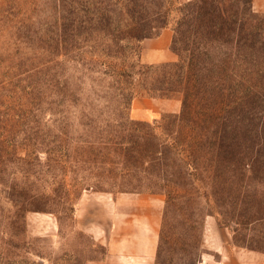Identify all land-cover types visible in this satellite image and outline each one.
I'll return each mask as SVG.
<instances>
[{
	"label": "rangeland",
	"instance_id": "obj_1",
	"mask_svg": "<svg viewBox=\"0 0 264 264\" xmlns=\"http://www.w3.org/2000/svg\"><path fill=\"white\" fill-rule=\"evenodd\" d=\"M164 1L0 0V133L10 144L0 151V264H139L119 261L121 238L135 230L126 221L158 212L160 242L166 196L149 191L167 188L175 228L186 218L203 223L201 250L189 259L178 247L172 263L164 252L160 264H200L221 249L264 254V218L235 232L214 214L233 206L227 203L239 186L219 174L214 140H204L220 124L174 73L176 52L172 60L147 54L150 41L152 49L173 50L172 27L154 29ZM251 4L264 14V0ZM149 29L151 37L136 39ZM141 85L172 96L141 94ZM251 109L245 124L255 136L264 130V101ZM229 110L236 125L239 109ZM257 142L235 159L242 169L263 158L254 172L263 180L264 143ZM192 152L197 161L186 166L182 158ZM204 184L214 193L212 207L197 196ZM258 209L264 214V202ZM157 258L158 249L154 264Z\"/></svg>",
	"mask_w": 264,
	"mask_h": 264
},
{
	"label": "trees",
	"instance_id": "obj_2",
	"mask_svg": "<svg viewBox=\"0 0 264 264\" xmlns=\"http://www.w3.org/2000/svg\"><path fill=\"white\" fill-rule=\"evenodd\" d=\"M175 1L178 2L165 0L160 3L154 15L157 23L154 29H162L169 25L172 27L174 30L172 47L179 56L178 60L171 64L174 73L179 75V81L184 87L191 85L192 95L206 105L208 119H216L215 123L218 126L220 124V127L215 129L216 137L205 134L204 140L207 142L214 140L211 146L217 150L218 166H221L219 174L226 178L232 176L233 180L229 185H233L235 181L240 187L236 186V195L227 203L233 206L230 209L227 207L226 210L220 208L214 210V214L219 217L222 225L236 232L237 226L245 227L264 218V214L258 209L264 202V183L259 185L261 187L254 188L251 194L247 193L248 188L256 187L257 181L264 180L255 177L254 173L263 158L257 157L254 161L247 162L242 165V169L235 159L236 153H240L245 159L244 149L253 138L258 139L257 144L264 143V130H254L257 131L254 136L251 128L250 131L249 127L247 128L250 126L249 122L245 124V121L252 119L251 104L257 98L264 101L261 96L264 92V35L262 38L259 37L264 32L260 20L264 14L252 9L251 0L239 1L244 4L243 8L235 6L237 5L235 0H190L186 3L179 1L174 9L171 5ZM174 11L177 12L173 13ZM258 31L261 32L257 34ZM151 33V29L146 30L136 39L139 41L143 37H151ZM110 34L112 36L115 33L111 31ZM154 34L159 35L160 31ZM64 35L66 43V38L70 36L67 28L64 29ZM113 37L114 35L110 38ZM141 86V94L161 92L166 96H172L168 91L163 93L161 87H154L155 91H152V88ZM188 96H190L188 91H185V97ZM231 106L239 109V112L234 114V119L239 120L236 125L230 123L233 115V111L229 110ZM219 107H224L225 115L219 114ZM203 137L204 135L201 138ZM6 141L7 139L0 133V151L9 149L10 144ZM182 148H178L179 151ZM157 153H161V150L158 149ZM182 161L186 166L194 167L197 159L192 152L191 156L186 154ZM236 175L240 178L235 179ZM212 184L213 182L210 185ZM202 186L197 187L200 188L197 196L203 205L204 203L211 205V195L214 193L208 185ZM190 188L187 187V190ZM149 192L166 196L157 264H160V257L164 252L169 257V263H172L175 258L173 252L178 247L186 258L191 259L201 250L203 223L197 226L195 221L191 224V219L186 218L185 222L180 221L182 225L185 224L184 228L178 230L170 223L171 218L168 216L174 199L172 189ZM185 211L186 208L181 209L180 214Z\"/></svg>",
	"mask_w": 264,
	"mask_h": 264
},
{
	"label": "crops",
	"instance_id": "obj_3",
	"mask_svg": "<svg viewBox=\"0 0 264 264\" xmlns=\"http://www.w3.org/2000/svg\"><path fill=\"white\" fill-rule=\"evenodd\" d=\"M160 38L157 39V42ZM152 42L147 43V54L153 52L156 56L165 55V59L172 60L176 57V53L170 48H151ZM141 212V211H140ZM136 213L134 216L143 217L142 221L129 218L126 222V228H135L127 232L123 236L119 244L117 252L124 257V260L120 262H127L128 260H134L139 264H154L156 251L159 244V236L157 234V226L159 215L158 212L154 216L153 213L146 214ZM116 249V248H114ZM219 257H204L200 264H264V254L256 252H246L245 250L238 251L234 249H221L219 251ZM122 264V263H120Z\"/></svg>",
	"mask_w": 264,
	"mask_h": 264
}]
</instances>
